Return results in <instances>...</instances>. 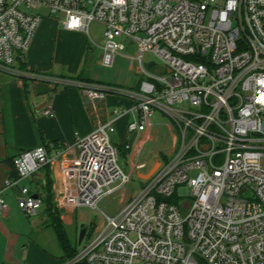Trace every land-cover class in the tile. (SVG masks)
I'll return each mask as SVG.
<instances>
[{
	"label": "built area",
	"instance_id": "1",
	"mask_svg": "<svg viewBox=\"0 0 264 264\" xmlns=\"http://www.w3.org/2000/svg\"><path fill=\"white\" fill-rule=\"evenodd\" d=\"M42 8L62 14L69 30L101 23L105 66L127 41L138 48L130 57L140 76L135 88L65 81L88 104L96 110L109 93L133 98L131 133L148 135L156 110L172 120L171 150L117 215L105 214L104 226L70 264H264V0H0L1 71L21 74L16 63ZM147 53L164 62L163 74L148 71ZM115 130L113 120L77 139V155L63 167L74 177L64 202L94 209L132 180L120 165ZM52 161L45 146L14 158L16 177L6 186L20 187L18 204L28 215L43 199L20 181ZM145 167L136 161L135 171ZM181 185L191 200L178 197ZM7 208L0 195V213Z\"/></svg>",
	"mask_w": 264,
	"mask_h": 264
},
{
	"label": "crops",
	"instance_id": "2",
	"mask_svg": "<svg viewBox=\"0 0 264 264\" xmlns=\"http://www.w3.org/2000/svg\"><path fill=\"white\" fill-rule=\"evenodd\" d=\"M101 31L103 36V28ZM103 45L91 27L87 32L69 30L64 17L48 13L43 15L23 63H16L21 74L0 70V195L8 205L0 213V264H70L53 221L41 216L28 227H19V220L27 214L18 204L20 187H7L6 181L16 177L13 161L20 152L39 146L48 149L53 161L22 179L20 185L28 186L42 199L52 196L67 235L68 229L77 224V208L63 201L64 195L74 189V177L64 173L63 167L77 155L79 137L114 120L113 133L119 134L115 145L127 150L126 154L119 150L127 170L142 176L156 166L157 160L150 171H135L138 160L148 165L142 151L154 126L148 135L129 131L128 124L137 114L133 98L108 94L95 110L78 86L65 82L77 77L98 82L88 63L96 48L103 51ZM48 107L52 108L51 115L44 113ZM40 209L49 216L47 203L42 202Z\"/></svg>",
	"mask_w": 264,
	"mask_h": 264
},
{
	"label": "rangeland",
	"instance_id": "3",
	"mask_svg": "<svg viewBox=\"0 0 264 264\" xmlns=\"http://www.w3.org/2000/svg\"><path fill=\"white\" fill-rule=\"evenodd\" d=\"M40 13L43 16L47 15L49 11L46 8H42L40 9ZM51 15L55 16L56 14ZM59 17L63 19L64 16L61 14ZM102 28L103 27L101 25H96V23H93L91 26L92 32L100 39L101 45L105 43V39L101 35ZM126 45L127 48L115 59L112 66H105L98 62L102 52H99L100 48H96L93 59L90 63H88L89 67H91V72H93L92 75L95 80H98L99 83L113 85L116 87L135 88L140 76L131 67L130 57L137 54L138 48L136 45L129 43V41L126 42ZM145 63L148 71L155 75H161L165 71L164 62L157 56L148 53L145 54ZM114 95L124 96L121 94ZM176 106L182 107L181 104H177ZM111 107H113V105ZM152 120L154 124V133L152 137H149L145 142L142 151V159H145L148 165L146 168L139 170L140 173L150 171L151 167L158 159V156L162 153H168L172 148V131L168 128V125L171 124L172 120L169 115L161 110H156ZM111 137L113 143L115 144V141H118L119 134L111 133ZM119 162L120 165L127 170L128 167L125 165L122 155H120ZM147 181L148 179H144L138 174H133L132 180L123 188L119 189L114 194L104 196L99 201L97 208L93 209L88 206L77 208L75 214L77 224L68 229V235L73 246L78 244V247H81L78 239L83 229V225L87 226L88 232L83 239L82 244L86 243L90 238H93L97 234L98 230L104 226L106 223L105 214L109 216L117 215L123 208L124 202L132 197H135ZM190 191V188L186 185H181L178 187V197H185L191 200L193 197L190 195ZM41 211L43 210L40 209L38 211L39 214L37 216H28L24 213L25 219L21 218L19 220V227L24 229L28 227V224L38 220L41 216L50 220V217L48 215L46 216V212L42 213Z\"/></svg>",
	"mask_w": 264,
	"mask_h": 264
},
{
	"label": "trees",
	"instance_id": "4",
	"mask_svg": "<svg viewBox=\"0 0 264 264\" xmlns=\"http://www.w3.org/2000/svg\"><path fill=\"white\" fill-rule=\"evenodd\" d=\"M24 59H25V55L19 57L18 61L22 64ZM77 78H78V80H82V81L99 83V82H95V81L85 80V79H82L80 77H77ZM101 84H103V83H101ZM119 150L121 151V153H124V154H126V152H127L126 149H123L120 147H119ZM176 199H177L176 196L170 198V200L175 201V202L177 201ZM43 202L47 203V210H48L50 220L53 221V226L57 232L61 246L63 247V250L65 252V256L68 259H72L73 257H75L77 255V253L79 251L78 244H75L73 246V244L71 243L70 238L64 229L63 223H62V221H61L60 217L58 216V213L55 209L56 207L52 203V196L51 195L47 196L46 198L43 199ZM87 232H88V230H87ZM75 264H87V263L86 262H78Z\"/></svg>",
	"mask_w": 264,
	"mask_h": 264
},
{
	"label": "water",
	"instance_id": "5",
	"mask_svg": "<svg viewBox=\"0 0 264 264\" xmlns=\"http://www.w3.org/2000/svg\"><path fill=\"white\" fill-rule=\"evenodd\" d=\"M156 168H157V166H155L147 175H142V178H144V179L149 178L152 175V173L156 170ZM34 197H38V195L35 194ZM181 206L186 208V209L189 207L187 202H182ZM82 227H83V229H82V231L79 235V239H78L79 244L82 243L83 239L85 238V236L87 234V230H88L86 225H83Z\"/></svg>",
	"mask_w": 264,
	"mask_h": 264
}]
</instances>
